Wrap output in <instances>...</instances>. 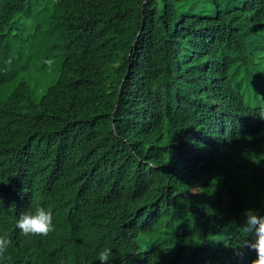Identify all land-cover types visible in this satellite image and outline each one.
<instances>
[{
  "label": "trees",
  "instance_id": "trees-1",
  "mask_svg": "<svg viewBox=\"0 0 264 264\" xmlns=\"http://www.w3.org/2000/svg\"><path fill=\"white\" fill-rule=\"evenodd\" d=\"M263 59L264 0H0V264H99L104 247L109 264H251L233 246L244 210L264 217L242 101L264 103ZM37 202L46 238L14 226Z\"/></svg>",
  "mask_w": 264,
  "mask_h": 264
},
{
  "label": "clouds",
  "instance_id": "clouds-1",
  "mask_svg": "<svg viewBox=\"0 0 264 264\" xmlns=\"http://www.w3.org/2000/svg\"><path fill=\"white\" fill-rule=\"evenodd\" d=\"M255 77L253 79L257 87L264 91V59L257 63V68L254 69ZM26 79V78H25ZM31 89L35 92L36 99L41 95V88L34 81H28ZM14 82H12L13 84ZM11 84V85H12ZM8 88V87H7ZM246 107L256 110L255 121L253 127L261 129V133L256 134V142L264 143V103L260 107H256V101H244ZM243 125V124H242ZM230 130L232 137L234 130ZM249 210V211H248ZM259 212L255 209H246L241 213V219L247 220L246 226L242 229L243 238L238 240L233 246V252L240 259L245 255V249L254 251L255 259L251 264H264V217L258 216ZM14 226L25 237H41L46 238L53 233L56 228L53 223V211L50 207L45 208L40 203H35L26 211L21 212L14 220ZM251 234V239L248 238ZM12 244V240L7 232L0 233V262L7 260V253ZM113 251L110 247H104L97 256L99 264H109Z\"/></svg>",
  "mask_w": 264,
  "mask_h": 264
},
{
  "label": "rangeland",
  "instance_id": "rangeland-1",
  "mask_svg": "<svg viewBox=\"0 0 264 264\" xmlns=\"http://www.w3.org/2000/svg\"><path fill=\"white\" fill-rule=\"evenodd\" d=\"M46 49L41 50L43 54L49 53L50 50L59 52L62 50L61 42L58 38L51 36L47 39Z\"/></svg>",
  "mask_w": 264,
  "mask_h": 264
}]
</instances>
